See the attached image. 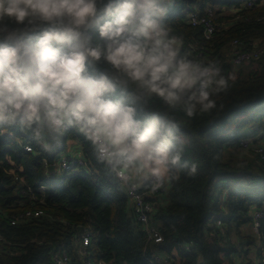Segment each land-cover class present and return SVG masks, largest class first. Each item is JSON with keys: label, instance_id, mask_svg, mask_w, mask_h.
I'll return each mask as SVG.
<instances>
[{"label": "clouds", "instance_id": "clouds-1", "mask_svg": "<svg viewBox=\"0 0 264 264\" xmlns=\"http://www.w3.org/2000/svg\"><path fill=\"white\" fill-rule=\"evenodd\" d=\"M176 6L0 0V137L49 155L79 139L133 194L194 177L185 119L222 110L217 97L236 77L184 53L169 24Z\"/></svg>", "mask_w": 264, "mask_h": 264}, {"label": "trees", "instance_id": "trees-1", "mask_svg": "<svg viewBox=\"0 0 264 264\" xmlns=\"http://www.w3.org/2000/svg\"><path fill=\"white\" fill-rule=\"evenodd\" d=\"M245 1L177 0L169 24L173 34L183 39L184 53L194 58L196 47L211 44L221 52L233 38L264 41V4L242 8ZM207 6L216 10L217 19L233 20L212 40L204 38L201 26L185 21L190 12ZM230 6L240 10L231 14ZM223 74L236 77L217 97L223 109L198 120L185 119L192 145L184 159L197 164V174L188 177L182 172L157 196L159 205L151 221L162 241L150 243L149 251L170 252L188 243L190 250L180 251L175 264H236L232 255L236 245L241 247L239 252L253 251L251 206L264 208V160L246 152L240 143L242 139L257 142L255 131L264 134V59L239 66L225 64ZM76 141L85 166L51 180L44 160L52 162ZM32 146L33 151H26L15 139L0 137V236L5 240L0 264H54L51 251L60 247L67 250L70 264H80L74 242L82 227L91 233L88 250L93 264H149L143 252L145 234L131 219L126 191L96 162L88 145L70 138L53 155ZM40 185L47 189L40 190ZM27 209H42L45 215L17 220ZM247 225L249 232L244 233Z\"/></svg>", "mask_w": 264, "mask_h": 264}, {"label": "built area", "instance_id": "built-area-1", "mask_svg": "<svg viewBox=\"0 0 264 264\" xmlns=\"http://www.w3.org/2000/svg\"><path fill=\"white\" fill-rule=\"evenodd\" d=\"M256 4L262 5L264 4V0H246L242 3L241 7H252ZM238 10H240V7L234 6H230L227 9L231 14L236 13ZM217 18L216 10L213 7L207 6L203 11L196 9L190 12L185 21L192 26H201L204 38L206 40H212L217 33L225 31L233 21L232 19L220 20ZM211 45L209 47H204L203 45L196 47L198 51L194 55V58L216 61L222 69L225 64L239 66L254 60L264 59V41L260 39L252 38L243 40L240 38H233L222 47L221 52H217L216 48ZM261 137L262 138H259L255 143L251 139H242L240 143L246 152L252 151L258 154L260 159L264 160V134ZM19 143L26 151H33L32 144L21 143L20 141ZM79 150L80 151L75 152L72 148H69L66 151H61L52 162L44 160L43 164L47 170L52 166V171L63 175L67 171L85 166L86 160L82 155L81 146ZM38 188L44 191L47 189V186L40 185ZM125 191L128 196L127 205L131 211V219L140 224L145 234L146 240L143 252L146 261L149 264H175L178 262L181 258L180 251L190 250V245L188 243H182L178 248H174L170 252H162L160 250H153L150 252L148 247L150 243L157 245L162 241V234L159 228L153 224L151 220L159 205L157 196L162 194L165 190H161L158 193L141 191L135 194L130 193L128 190ZM43 215H45V212L42 209H37L35 211L27 209L23 213H20L16 219L22 220ZM250 215L251 232L255 238L252 257L247 258L248 254L245 253V251H240L236 264H264V208H259L256 205L251 206ZM217 224L221 226L220 220L217 221ZM90 242V231L86 227L78 229L74 242V250L80 264H93L90 251L88 250ZM4 243L5 240L0 236V252H4L5 250ZM70 259L64 247L51 251V260L54 264H70Z\"/></svg>", "mask_w": 264, "mask_h": 264}, {"label": "rangeland", "instance_id": "rangeland-1", "mask_svg": "<svg viewBox=\"0 0 264 264\" xmlns=\"http://www.w3.org/2000/svg\"><path fill=\"white\" fill-rule=\"evenodd\" d=\"M72 145H74V146H72ZM78 145H79V143L76 141V142H72L71 144H70V146H69V148H72L75 152H77V149H78ZM68 148V149H69ZM67 149V150H68ZM60 177V174L58 173V172H54V171H52L51 172V175L49 176V178L52 180H56V179H58ZM243 232L244 233H247V232H249V225H247V226H244L243 227ZM252 247V250H253V246H251ZM241 247H239L238 245H236V250L233 252V256H234V258H235V260L237 261L238 260V252H239V249H240ZM249 254L250 253H248V256H249Z\"/></svg>", "mask_w": 264, "mask_h": 264}, {"label": "crops", "instance_id": "crops-1", "mask_svg": "<svg viewBox=\"0 0 264 264\" xmlns=\"http://www.w3.org/2000/svg\"><path fill=\"white\" fill-rule=\"evenodd\" d=\"M248 130L249 131H251V130H253V128H248ZM262 131H255L254 133H252L253 134V136L256 138L257 137V140L259 139V136H260V139L262 138L261 136L263 135L262 133H261ZM252 136V137H253ZM263 144H264V142H263ZM72 146H74V145H72ZM79 148H80V144L78 145V149H77V151H80L79 150ZM128 209H129V207H128ZM130 210V209H129ZM252 257V253H250L249 254V256H247V258H251Z\"/></svg>", "mask_w": 264, "mask_h": 264}, {"label": "water", "instance_id": "water-1", "mask_svg": "<svg viewBox=\"0 0 264 264\" xmlns=\"http://www.w3.org/2000/svg\"><path fill=\"white\" fill-rule=\"evenodd\" d=\"M52 169H53V167H52V166H50V169H49V170H50V171H52Z\"/></svg>", "mask_w": 264, "mask_h": 264}]
</instances>
